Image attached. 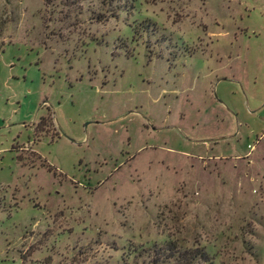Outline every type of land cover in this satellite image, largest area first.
Listing matches in <instances>:
<instances>
[{
  "label": "rangeland",
  "instance_id": "1",
  "mask_svg": "<svg viewBox=\"0 0 264 264\" xmlns=\"http://www.w3.org/2000/svg\"><path fill=\"white\" fill-rule=\"evenodd\" d=\"M74 1L0 0V264H264V0Z\"/></svg>",
  "mask_w": 264,
  "mask_h": 264
},
{
  "label": "trees",
  "instance_id": "2",
  "mask_svg": "<svg viewBox=\"0 0 264 264\" xmlns=\"http://www.w3.org/2000/svg\"><path fill=\"white\" fill-rule=\"evenodd\" d=\"M49 0H43V2H44V4H47V2H48ZM66 1V0H65ZM100 4H103V5H105V4H109L110 2H112V1H114V0H97ZM69 3H75V1L74 0H69ZM48 121V120H47ZM46 123L47 124V122L46 121H44V119L43 118H39L38 119V122L33 126V133L35 134V133H38L39 131V127L43 124V123ZM50 124V121L48 122V124L47 125H49ZM166 251H169L170 249L169 248H166L165 249ZM191 256H193L192 258H185L184 257V255H182V256H179L180 257V259H181V262H183V263H181V264H189V263H186V261H188L189 259H191L193 262H196V264H210V262L206 259V256L202 253V252H200V251H195L194 253H193V255H191Z\"/></svg>",
  "mask_w": 264,
  "mask_h": 264
}]
</instances>
